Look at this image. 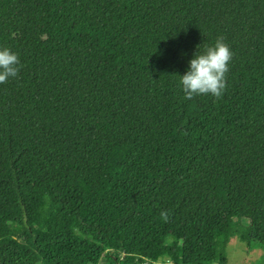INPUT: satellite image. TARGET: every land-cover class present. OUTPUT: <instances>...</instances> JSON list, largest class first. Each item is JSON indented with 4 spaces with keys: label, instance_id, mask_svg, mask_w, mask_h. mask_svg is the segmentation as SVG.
<instances>
[{
    "label": "trees",
    "instance_id": "trees-1",
    "mask_svg": "<svg viewBox=\"0 0 264 264\" xmlns=\"http://www.w3.org/2000/svg\"><path fill=\"white\" fill-rule=\"evenodd\" d=\"M220 36L222 98L185 99ZM3 48L0 264L264 251V0H0Z\"/></svg>",
    "mask_w": 264,
    "mask_h": 264
},
{
    "label": "clouds",
    "instance_id": "clouds-1",
    "mask_svg": "<svg viewBox=\"0 0 264 264\" xmlns=\"http://www.w3.org/2000/svg\"><path fill=\"white\" fill-rule=\"evenodd\" d=\"M233 52L225 43V38H217L213 46H209L202 54H195L189 63L186 73L180 76V85L185 99L200 95H211L216 99L222 98L227 88V73ZM20 71V60L17 54L8 48L0 49V84L15 78ZM167 220L168 214L161 212Z\"/></svg>",
    "mask_w": 264,
    "mask_h": 264
},
{
    "label": "rangeland",
    "instance_id": "rangeland-1",
    "mask_svg": "<svg viewBox=\"0 0 264 264\" xmlns=\"http://www.w3.org/2000/svg\"><path fill=\"white\" fill-rule=\"evenodd\" d=\"M168 248H166L167 250ZM167 254V252H166ZM167 255L163 261L168 262ZM227 264H264V251L260 248L248 250L242 243L232 238L226 250Z\"/></svg>",
    "mask_w": 264,
    "mask_h": 264
},
{
    "label": "built area",
    "instance_id": "built-area-1",
    "mask_svg": "<svg viewBox=\"0 0 264 264\" xmlns=\"http://www.w3.org/2000/svg\"><path fill=\"white\" fill-rule=\"evenodd\" d=\"M146 264H149V263H146ZM152 264H160V263H152ZM166 264H170L169 262H167Z\"/></svg>",
    "mask_w": 264,
    "mask_h": 264
}]
</instances>
